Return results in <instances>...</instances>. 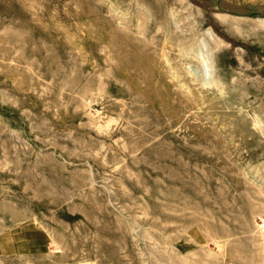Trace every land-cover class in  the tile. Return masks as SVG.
Segmentation results:
<instances>
[{
  "label": "rangeland",
  "instance_id": "374dc122",
  "mask_svg": "<svg viewBox=\"0 0 264 264\" xmlns=\"http://www.w3.org/2000/svg\"><path fill=\"white\" fill-rule=\"evenodd\" d=\"M198 1L0 0V230L57 264H264V0Z\"/></svg>",
  "mask_w": 264,
  "mask_h": 264
},
{
  "label": "crops",
  "instance_id": "0c3cea01",
  "mask_svg": "<svg viewBox=\"0 0 264 264\" xmlns=\"http://www.w3.org/2000/svg\"><path fill=\"white\" fill-rule=\"evenodd\" d=\"M50 250L48 231L35 221L0 230V264H57Z\"/></svg>",
  "mask_w": 264,
  "mask_h": 264
},
{
  "label": "bare ground",
  "instance_id": "6f19581e",
  "mask_svg": "<svg viewBox=\"0 0 264 264\" xmlns=\"http://www.w3.org/2000/svg\"><path fill=\"white\" fill-rule=\"evenodd\" d=\"M193 1H195V2H198L199 4H201V5H203V6H205L206 8H208V9H210V7L208 6V4L205 2V1H198V0H193ZM192 237V236H191ZM194 237V236H193ZM192 237V238H193ZM183 253V252H182Z\"/></svg>",
  "mask_w": 264,
  "mask_h": 264
},
{
  "label": "water",
  "instance_id": "95a60500",
  "mask_svg": "<svg viewBox=\"0 0 264 264\" xmlns=\"http://www.w3.org/2000/svg\"><path fill=\"white\" fill-rule=\"evenodd\" d=\"M259 16H260V14H259Z\"/></svg>",
  "mask_w": 264,
  "mask_h": 264
}]
</instances>
